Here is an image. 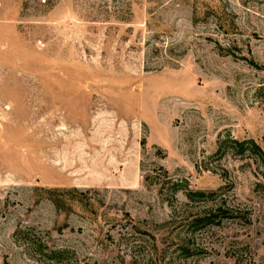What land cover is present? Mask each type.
I'll use <instances>...</instances> for the list:
<instances>
[{"label": "rangeland", "instance_id": "374dc122", "mask_svg": "<svg viewBox=\"0 0 264 264\" xmlns=\"http://www.w3.org/2000/svg\"><path fill=\"white\" fill-rule=\"evenodd\" d=\"M0 264H264V0H0Z\"/></svg>", "mask_w": 264, "mask_h": 264}, {"label": "trees", "instance_id": "16d2710c", "mask_svg": "<svg viewBox=\"0 0 264 264\" xmlns=\"http://www.w3.org/2000/svg\"><path fill=\"white\" fill-rule=\"evenodd\" d=\"M251 144H253V143H251Z\"/></svg>", "mask_w": 264, "mask_h": 264}]
</instances>
